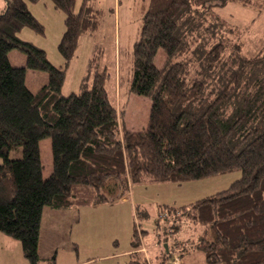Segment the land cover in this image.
<instances>
[{
	"label": "trees",
	"instance_id": "16d2710c",
	"mask_svg": "<svg viewBox=\"0 0 264 264\" xmlns=\"http://www.w3.org/2000/svg\"><path fill=\"white\" fill-rule=\"evenodd\" d=\"M5 1L0 9V231L21 242L29 263L42 264L38 245L44 207L113 203L133 184L198 181L241 171L242 177L221 192L164 207L186 214L203 230L196 239L167 243L159 264H175L176 256L181 260L196 251L203 252L207 264H264V45L255 55H244L243 43L221 40L223 30L232 34L235 29L227 28L219 15L204 13L230 2L250 9L260 3L150 0L133 46L131 90L149 96L152 104L147 127L131 130L120 123L96 58L90 61L92 87L87 83L89 90L82 93H62L80 36L99 26L94 0H83L78 12L77 0H51L66 16L58 44L63 67L19 36L24 27L44 34L28 7L39 0ZM200 30H213L215 39L206 53L211 61L207 70L195 37ZM13 49L25 53V66L11 64ZM159 49L167 56L161 67L155 63ZM225 65L226 83L216 88L205 76ZM27 69L46 72L47 83L31 90ZM47 137L52 173L44 178L40 141ZM19 146L23 156L10 159V151ZM143 234L134 225V257ZM143 262L147 258L133 260Z\"/></svg>",
	"mask_w": 264,
	"mask_h": 264
},
{
	"label": "rangeland",
	"instance_id": "374dc122",
	"mask_svg": "<svg viewBox=\"0 0 264 264\" xmlns=\"http://www.w3.org/2000/svg\"><path fill=\"white\" fill-rule=\"evenodd\" d=\"M82 1H76V12L79 11ZM95 1L96 8L99 7L100 11L99 26L94 32L80 36L78 48L66 71L62 93L79 94L92 87L95 71L93 67H90V61L96 58L98 70L107 75L105 87L109 99L118 110L121 108V124L131 130H144L148 125L152 100L149 96L133 92L131 81L134 67L133 46L140 40L148 0H119L120 11L118 10L116 15H114L113 0H94L93 4ZM257 2L260 3L258 9H250L239 3L230 2L225 7L204 12L208 17L219 15L224 19L227 28L231 26L235 29V33L232 34L223 30L221 40L229 39L243 43L241 49L246 56L255 55L264 45V0H257ZM126 3L129 4L128 11L124 9ZM144 4L142 12L141 8ZM28 5L43 24L44 34L24 27L19 32V36L44 49L48 59L54 65L63 67L64 59L58 50V44L63 34L60 32L62 30L60 26L62 17H66L65 13L54 8L51 0L28 2ZM209 20L214 21V18L211 17ZM212 32L213 30L211 33L200 30V33L195 35L198 39V49H200L204 69L211 64L206 53L211 51L215 44ZM18 55L24 57V61L18 60ZM166 58L164 50L159 49L155 63L161 67ZM25 59V53L18 49L9 52V60L14 66H23L26 64ZM224 67L220 70L217 68L213 74L207 71L205 76L212 85L217 83L216 88L224 84L226 72L223 70L227 69V65ZM42 75L46 77L47 73L27 69L28 86L35 91L43 86L42 84L35 87L30 81V77L42 78ZM87 83L89 89H85ZM210 89L215 90V88ZM40 152L43 176L48 178L52 173L50 137L40 141ZM22 156L21 146L9 153L10 159H18ZM2 162L3 158L0 157V163ZM241 177V171H234L198 181L133 184L131 192H135V196L130 194L128 203L121 201L108 203L92 209L87 208L86 213L77 215L70 214L73 212L66 209L44 207L40 247H47L48 250L51 248L45 256L50 255L51 252L53 256L54 252H58L56 264H70L77 261L81 264H130L131 257L125 252L131 246L133 227L136 225L139 235L144 233L140 246L142 253L138 258L141 261L147 258L148 262H143L144 264H159V256L167 243L172 246L177 241L183 243L189 239H196L203 230L186 214H172L165 211L164 207L166 205L181 207L193 203L227 189ZM135 202L138 204L132 208L133 216H131L130 209L127 207L135 205ZM89 210L93 211L89 212ZM49 213L54 215L51 220L48 217ZM160 214L163 215L161 219L158 218ZM74 243L75 246H73ZM182 262L177 264H207L203 252L200 251L184 256ZM0 264H30L23 257L21 242L1 231Z\"/></svg>",
	"mask_w": 264,
	"mask_h": 264
},
{
	"label": "crops",
	"instance_id": "0c3cea01",
	"mask_svg": "<svg viewBox=\"0 0 264 264\" xmlns=\"http://www.w3.org/2000/svg\"><path fill=\"white\" fill-rule=\"evenodd\" d=\"M114 1V15H116V12H118V10L120 11V3H119V0L117 1V0H113ZM149 1L150 0H148V5H149ZM81 5H82V3H81ZM81 5H80V7H81ZM94 5V7L96 8L97 7V2L95 1V3L93 4ZM5 6H6V1L5 0H1V2H0V9L2 10V9H4L5 8ZM54 6V5H53ZM128 6H129V4L128 3H126L125 4V10L126 11H128ZM28 7H29V5H28ZM144 7H145V4H144V6L141 8V10H142V12L144 11ZM55 8V7H54ZM30 9V8H29ZM80 9V8H79ZM97 9V8H96ZM31 10V9H30ZM98 10H99V7H98ZM32 11V10H31ZM33 13V12H32ZM65 18L64 17H62V21H61V26H60V28L62 27V30L60 31L61 32V34L62 33H64V31H65V20H64ZM63 35V34H62ZM18 60H22V61H24V57H20L19 55H18ZM25 63H26V59H25ZM26 64H24L23 66H25ZM47 80H48V76H46V77H44V75H42V78H35L34 76H32V77H30V81H32L33 83H34V85H35V87L37 86V85H42L43 84V86L47 83ZM45 81V82H44ZM27 85H28V80H27ZM42 86H40V88H41ZM30 88V87H29ZM40 88H38L37 90H39ZM31 89V88H30ZM31 90H33L34 92H35V89H31ZM36 90V91H37ZM119 112H121V108H120V110H119ZM120 123H121V116H120ZM123 125V124H122ZM160 183H163V182H160ZM143 184H151V183H143ZM135 186H138V185H135ZM133 187V186H132ZM131 187V188H132ZM133 191V190H132ZM130 194H132V195H134L135 196V192H131V190L122 198V199H120V200H118L119 202L121 201V202H126V203H128V201H129V197H130ZM118 201H116V202H118ZM116 202H114V203H116ZM104 204H108V203H102V204H85V205H79V204H75V205H72V206H70V207H68V208H63V209H66L67 211H70V212H73V213H70V214H75V215H77V214H81V213H86V209L87 208H96V206H100V205H104ZM136 204H138V203H136L135 202V205L134 204H132L131 206H128L127 208H129L130 209V214H131V216H133V207L134 206H136ZM50 208V207H49ZM51 209H53V208H51ZM95 210V209H94ZM93 210H89V212H92ZM54 215H53V213H49V215H48V217L50 218V220H51V218L53 217ZM43 219H44V210H43V213H42V219H41V225H40V234H39V245H38V252H39V255H40V257H41V259H42V264H56V257H57V255H58V252L56 251V252H54V254H53V256H52V252L51 253H49L50 255H46L45 256V254L46 253H48V252H50L51 251V248H49V250H48V248L46 247V248H41L40 247V244H41V229H42V223H43ZM74 239V238H73ZM75 240V239H74ZM76 244L74 243L73 244V246H75ZM134 250H133V247H132V240H131V246H130V248H128L127 250H126V252H125V254H128V256H130L131 257V259H130V264H135V263H133V260H135V258L136 259H138L139 260V262H141V259L140 258H138V256H140V254L142 253V250L141 249H139V251L135 254V255H137L136 257H134ZM22 254H23V250H22ZM23 257H24V255H23ZM25 258V257H24ZM182 260L183 259H181L179 262L180 263H183L182 262ZM50 261V262H49ZM70 264H81L80 262H73V263H70ZM137 264H142V263H137ZM144 264V263H143Z\"/></svg>",
	"mask_w": 264,
	"mask_h": 264
},
{
	"label": "built area",
	"instance_id": "2783aa9c",
	"mask_svg": "<svg viewBox=\"0 0 264 264\" xmlns=\"http://www.w3.org/2000/svg\"><path fill=\"white\" fill-rule=\"evenodd\" d=\"M179 261L180 260L177 258V259L174 260V263L177 264V263H179Z\"/></svg>",
	"mask_w": 264,
	"mask_h": 264
},
{
	"label": "water",
	"instance_id": "95a60500",
	"mask_svg": "<svg viewBox=\"0 0 264 264\" xmlns=\"http://www.w3.org/2000/svg\"><path fill=\"white\" fill-rule=\"evenodd\" d=\"M166 248H167V245H166Z\"/></svg>",
	"mask_w": 264,
	"mask_h": 264
}]
</instances>
